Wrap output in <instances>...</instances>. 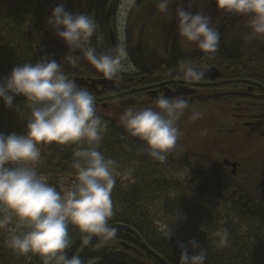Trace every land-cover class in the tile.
I'll list each match as a JSON object with an SVG mask.
<instances>
[{
  "label": "clouds",
  "instance_id": "9594fccd",
  "mask_svg": "<svg viewBox=\"0 0 264 264\" xmlns=\"http://www.w3.org/2000/svg\"><path fill=\"white\" fill-rule=\"evenodd\" d=\"M135 0H127L128 6ZM160 13H168L177 0H156ZM216 8L228 14L246 16L249 20L248 38H264V0H214ZM178 33L182 40L195 44L209 56L219 48L220 34L210 25V17L197 11L176 8ZM47 24L67 45L68 63L77 66L80 55L110 81L122 78L131 69L128 52L118 46L110 53H97L90 42L98 25L86 13H71L63 3L52 10ZM209 72L206 63L182 60L178 74L187 82L201 81ZM23 96L29 109L25 132L0 133V230L9 232L6 245L16 255L38 256L43 264H83L77 256L69 258L66 250L72 244L69 225L81 234L87 245L93 237L109 242L118 239L117 230L110 225L115 215L112 190L119 173L116 161L106 158L99 146L107 125L96 113L95 97L80 87L63 71L55 59L42 57L35 64L23 63L12 68L0 80V100L6 108H14L15 97ZM153 108L128 107L119 117L120 123L132 136L144 142L148 155L164 162L177 148L182 135L178 121L190 107L189 101L159 96ZM15 110L20 111L19 108ZM202 117L193 110L190 119ZM79 145L73 152L71 167L76 179L61 191L51 186L47 177L38 174L42 147L51 144ZM171 237V227L163 231ZM195 250L199 244L188 242ZM228 244L225 231L218 240L219 248ZM206 249L189 253L181 251L179 264H205Z\"/></svg>",
  "mask_w": 264,
  "mask_h": 264
},
{
  "label": "trees",
  "instance_id": "16d2710c",
  "mask_svg": "<svg viewBox=\"0 0 264 264\" xmlns=\"http://www.w3.org/2000/svg\"><path fill=\"white\" fill-rule=\"evenodd\" d=\"M74 1L0 0V80L6 78L13 67L23 63L35 64L45 56L61 63L63 71L69 78L103 77L83 58L82 53H74L81 58L77 66L70 65L65 59L69 54L66 43L47 24V19L58 3H63L65 9L71 13H88L85 6L75 7ZM212 2L215 4L214 0ZM206 15L210 17V25L219 32L220 39L222 38L217 52L209 56L195 44L189 45L181 39L171 47L176 52V62L186 60L196 64L206 63L221 72L252 69L256 71L254 75L242 73L238 76L251 77L256 82L263 83L261 78L264 77V38L249 39V25L243 26L242 23L230 25L233 21H249L248 17H237L238 15L214 8L213 13ZM153 35L154 32H147V36ZM156 40L127 45L129 62L139 69L144 77L142 85L145 83L151 85L157 79L168 75L170 69L172 50L164 54L162 43ZM95 42L96 38L93 35L90 42L92 47ZM135 83H129L125 89L116 81L119 94L105 100V103L96 101V113L106 123L108 129L100 143L99 151L106 158L116 161V172L119 173L111 193L115 215L110 224H122L133 228L145 244L165 261H173L171 252L176 246L171 240L164 238L163 233L157 230V225L175 229L187 243L191 240L197 241L199 244L197 251L206 249V260L211 264H264V204L260 195L256 196L255 204H249L248 201L243 203L248 197L246 194L243 196V189H238L240 201L237 203V219L229 222L211 220L214 229L221 225L228 226L226 231L233 236L230 237L229 251L226 250L222 254L216 252L209 242L202 240L197 231L189 230L190 227L195 230V225L203 222L207 207L213 206V198L222 196L226 199L231 190L217 188L211 181L206 184L203 179L204 166L216 164V159L193 153L178 140L176 150L161 163L148 155L143 141L132 137L126 131L119 117L128 107L135 106L141 109L156 107L155 102L145 97L141 90L130 91L131 88L139 86ZM85 89L91 92L95 99L98 97L92 90ZM125 90L128 91L121 94ZM13 104L14 108H6L4 102L0 100V133L22 135L25 132L29 109L23 96L15 97ZM197 104L199 103L193 105ZM16 108L20 111L15 110ZM41 147V160L36 166L37 172L47 177L48 183L59 191L61 181L76 179V170L71 167L73 152L86 145L53 143ZM180 169L191 170L193 178L191 177L190 182L175 180L174 175ZM123 177H128L131 181L127 183ZM251 212L253 218L249 215ZM211 213L216 214V211ZM116 230L117 240L104 242L95 238L85 248L79 257L83 264L156 262L131 233ZM80 235L77 231L74 232L72 244L66 253L73 254L82 246ZM7 239L5 233L0 230V264H43L38 256L29 254L22 257L14 254L6 245ZM120 245L134 249L139 256L133 255L130 250H125Z\"/></svg>",
  "mask_w": 264,
  "mask_h": 264
},
{
  "label": "flooded vegetation",
  "instance_id": "af4514ba",
  "mask_svg": "<svg viewBox=\"0 0 264 264\" xmlns=\"http://www.w3.org/2000/svg\"><path fill=\"white\" fill-rule=\"evenodd\" d=\"M74 3L76 4L75 7L81 6L83 8L85 6L88 12L86 14L91 16L98 25L94 34L96 38L94 47L97 53H110L118 46H124L127 50L129 44L150 42V40L153 42L155 39H157L156 42L162 43L164 54H167L168 50H172L170 52L171 65L168 75L157 79L151 85L146 83L142 85L144 82L142 72L130 62L131 69L116 81L119 82L120 87L125 89L129 86V83L134 84L136 81L135 84L139 86L131 88L130 91L141 90L145 97L154 102L159 96L180 97L189 101L190 107L204 109V114L208 118H205L207 129L213 133L212 136L216 137L213 141L216 143V147L207 148L205 151L192 150V152L208 156L207 154L215 150L217 154V158H214L216 164L204 166L203 179L206 184L211 181L217 188L231 190L226 199L222 196L213 198L212 207L216 211L213 218L227 222L237 219V203L240 201L238 189H243V196L246 194L248 197V200H243V203L248 201L249 204H255L257 195H260L263 198L262 202H264V178L258 179V175L264 172L257 167L258 164L256 163L258 158H264V77L261 78L263 83H258L251 77L238 76L242 73L254 75L255 70H227L221 72L214 66H209V68L214 67L217 69L218 75L213 72L211 76L217 77L212 80L187 82L182 75L178 74L177 55L174 48L171 49L172 45L182 39L178 33V21L175 12L178 6L190 11L191 0H177V3L170 5L168 13L158 11L156 0H135V3L131 6H128L127 0H75ZM237 17L241 16L238 15ZM234 23H237V25L242 23L243 26L249 25V21H233L230 25L232 26ZM158 28L166 29L167 32L162 33L155 39L147 36V32L153 33V29ZM170 29L172 30L168 31ZM220 40L222 41V38ZM225 73L228 75H225ZM99 79L105 78H87L84 80ZM116 81H113L112 84L114 90L109 85H97L94 88L86 86L83 88L92 90L98 96L95 101L105 103V100L119 94L117 93ZM126 91L128 90L122 91L121 94H125ZM196 102L199 104L193 105ZM180 152L186 153L185 151ZM225 160L229 164H235L234 172H232L230 165H224ZM241 162H243V165ZM247 163L252 164L247 165ZM192 175L191 170L180 169L174 177L175 180L178 179L188 183L191 181V177L193 178ZM250 210L252 211V208ZM249 215L253 218L252 212ZM174 231L176 230L174 229ZM223 233L216 231L208 234L211 241L215 243L211 245L212 248L221 254L226 250L229 251L228 249L231 247L230 237H233L227 232L228 244L226 247L219 248L217 243ZM183 242L189 245V243ZM142 248L154 258L143 246ZM175 248L171 252L172 262L165 261L152 251L167 264H179L182 250L177 246ZM190 249L192 253L198 252L197 249L193 250L191 247ZM78 250L79 248L73 254H66L71 258L76 256ZM128 250L133 255L139 256L134 249ZM155 260V263L142 262L140 264H164L157 259ZM205 264H211V262L206 260Z\"/></svg>",
  "mask_w": 264,
  "mask_h": 264
},
{
  "label": "rangeland",
  "instance_id": "374dc122",
  "mask_svg": "<svg viewBox=\"0 0 264 264\" xmlns=\"http://www.w3.org/2000/svg\"><path fill=\"white\" fill-rule=\"evenodd\" d=\"M213 8H216V5L213 4L212 0H191V5H190V11H192L193 14H195L197 11L202 12L203 14L207 13H213ZM154 30V35L153 38L155 39L157 36H160L162 33L167 32L166 29H153ZM172 29L168 30L171 31ZM193 110L200 111L202 113V117L200 119H197L195 121L191 120L190 117L193 114ZM205 118H207L204 114V109L201 107H189L184 115L180 118L178 121V127L182 132V135L179 138V141L182 142V145L186 149L190 150H198V151H205L207 148H215L216 143L213 142L214 136L211 131L207 129V125L205 122ZM208 119V118H207ZM209 123V122H208ZM211 123V121H210ZM209 146V147H208ZM208 156L212 158H217V154L215 150L207 154ZM256 163L258 164L257 167L264 172V158H258L256 160ZM255 163V164H256ZM243 165V162H241ZM252 163H247V165H251ZM261 178H264V173L258 175V179L261 180ZM123 179L129 183L131 181L130 178L128 177H123ZM75 181L73 180H64L61 181L59 184V191L62 190V188H67L72 185V183ZM264 204V202H263ZM167 227L162 226V225H157V230L162 232L166 229ZM3 233H5L6 237H9V232L6 230H2ZM73 232H76V229L73 230ZM69 235L72 238L73 233H72V228H69ZM215 237V236H214ZM169 240L172 241L173 245L179 247L181 250H183V247H187L189 250L190 254H193L190 246L186 243L183 242L181 235L179 232L174 231V229L171 228V237ZM32 255V254H31ZM23 257V256H22ZM264 259V257H263ZM92 264V263H90Z\"/></svg>",
  "mask_w": 264,
  "mask_h": 264
},
{
  "label": "water",
  "instance_id": "95a60500",
  "mask_svg": "<svg viewBox=\"0 0 264 264\" xmlns=\"http://www.w3.org/2000/svg\"><path fill=\"white\" fill-rule=\"evenodd\" d=\"M213 72H216L217 73V69H215L214 67H210L209 68V72L206 74V77L203 79V80H212L214 79L215 77L217 76H211V74ZM218 75V73H217ZM72 80H74L78 86L80 87H86L88 86L89 88H94L95 86L97 85H103V86H106V85H109L111 86V89L114 90L115 88L112 86L113 84V81H110V80H107V79H99V80H84L82 78H70ZM224 165L228 166L230 165L232 167V172L235 171V164H229L226 160L224 161ZM112 227H114L115 229H121V230H124V231H127L129 233H131L139 242L140 244L155 258L157 259L158 261H160L161 263H164V264H167L163 259H161L160 257H158L146 244L145 242L142 240V238L138 235V233L133 230L132 228H130L129 226H126V225H122V224H114V225H111ZM96 237H93V239L87 244H83L80 249L78 250L76 256L79 257L80 254L82 253V251L88 246L90 245V243H92V241L95 239ZM123 249L125 250H128L129 247L128 246H125V245H120Z\"/></svg>",
  "mask_w": 264,
  "mask_h": 264
},
{
  "label": "bare ground",
  "instance_id": "6f19581e",
  "mask_svg": "<svg viewBox=\"0 0 264 264\" xmlns=\"http://www.w3.org/2000/svg\"><path fill=\"white\" fill-rule=\"evenodd\" d=\"M208 210H211V212L214 211L213 207H207L206 209V213L204 214V219L202 223H197L195 225V230L192 229V227L189 228L190 231L192 232H196L199 233L200 237L202 238V240H206V242H209L211 245H213L211 239L209 238L208 234L209 233H215L216 231H221V232H225L226 229L228 228V226L224 227L223 225L218 226L217 229H214V223H212L211 220H213L215 214L209 212ZM110 225H114V224H110ZM72 228V233L74 234L73 230H75L76 228L74 226H72L71 224L69 225V228ZM131 228V227H130ZM133 229V228H132ZM121 230V229H120ZM134 230V229H133ZM77 233L80 234V232L76 229ZM81 236V235H80ZM95 240V239H94ZM93 240V241H94ZM204 240V241H205ZM92 241V242H93ZM91 244V243H90ZM83 245V244H82ZM89 246V245H88ZM36 264V263H35Z\"/></svg>",
  "mask_w": 264,
  "mask_h": 264
}]
</instances>
